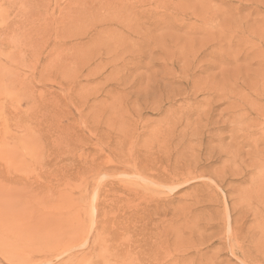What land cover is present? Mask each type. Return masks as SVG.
Returning a JSON list of instances; mask_svg holds the SVG:
<instances>
[{
  "label": "rangeland",
  "instance_id": "rangeland-1",
  "mask_svg": "<svg viewBox=\"0 0 264 264\" xmlns=\"http://www.w3.org/2000/svg\"><path fill=\"white\" fill-rule=\"evenodd\" d=\"M0 264H264V0H0Z\"/></svg>",
  "mask_w": 264,
  "mask_h": 264
}]
</instances>
